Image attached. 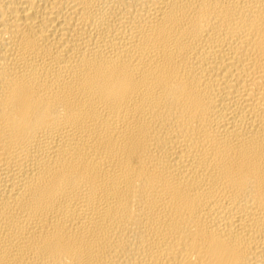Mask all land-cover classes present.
I'll list each match as a JSON object with an SVG mask.
<instances>
[{
    "label": "bare ground",
    "instance_id": "bare-ground-1",
    "mask_svg": "<svg viewBox=\"0 0 264 264\" xmlns=\"http://www.w3.org/2000/svg\"><path fill=\"white\" fill-rule=\"evenodd\" d=\"M0 264H264V0H0Z\"/></svg>",
    "mask_w": 264,
    "mask_h": 264
}]
</instances>
